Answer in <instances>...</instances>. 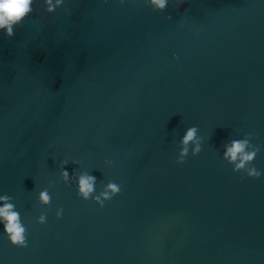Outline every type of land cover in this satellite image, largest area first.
<instances>
[{
  "label": "water",
  "instance_id": "1",
  "mask_svg": "<svg viewBox=\"0 0 264 264\" xmlns=\"http://www.w3.org/2000/svg\"><path fill=\"white\" fill-rule=\"evenodd\" d=\"M38 7L0 33V193L28 240L0 237L2 264H264V0ZM191 125L201 151L177 164ZM246 132L260 177L221 159ZM66 157L121 191L79 198L56 182Z\"/></svg>",
  "mask_w": 264,
  "mask_h": 264
},
{
  "label": "clouds",
  "instance_id": "2",
  "mask_svg": "<svg viewBox=\"0 0 264 264\" xmlns=\"http://www.w3.org/2000/svg\"><path fill=\"white\" fill-rule=\"evenodd\" d=\"M121 3L124 0H120ZM182 0H177V4ZM66 3V0H0V33L11 37L14 34V28L22 23L23 19L33 12V6L39 5L36 11L41 9L45 13H51ZM143 3L151 7L153 10L163 12L169 4V0H143ZM183 24V20L181 21ZM199 129L196 125L185 128L183 134L179 137L178 152L176 155V163L182 164L189 152L193 156L197 155L202 148V137L198 135ZM252 133H244L239 138L231 137L222 145L221 159L231 165L233 172H242L248 177H260L259 170L252 162L260 151L259 144L252 143ZM79 165L80 161L66 157L59 161V178L56 181H62L66 186L75 183L76 195L83 199H91L100 207L104 206L105 201L111 200L121 191V185L114 180H107L103 183L100 190L96 188L97 177L86 168L73 167L71 174L68 165ZM105 163L109 166L113 164L111 159H106ZM49 185L53 182L48 181ZM36 200L40 205H48L51 201V194L47 187L41 188L36 193ZM63 209L57 207L55 216L60 218ZM36 223H46V213L41 212L36 216ZM0 237L21 248L28 246L27 228L21 218V213L16 208L13 197L7 193H0ZM2 264V261H0Z\"/></svg>",
  "mask_w": 264,
  "mask_h": 264
}]
</instances>
